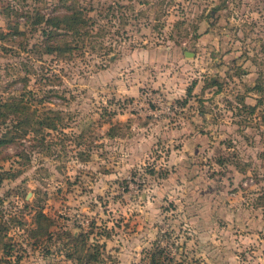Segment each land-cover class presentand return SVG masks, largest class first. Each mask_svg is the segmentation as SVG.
Returning a JSON list of instances; mask_svg holds the SVG:
<instances>
[{
	"label": "rangeland",
	"instance_id": "rangeland-1",
	"mask_svg": "<svg viewBox=\"0 0 264 264\" xmlns=\"http://www.w3.org/2000/svg\"><path fill=\"white\" fill-rule=\"evenodd\" d=\"M75 3L90 35L66 55L32 47L39 25L22 17L25 36L0 35V96L27 78L61 116L0 148L13 174L0 264H145L155 247L184 264H264V0H0V31ZM37 211L52 224L38 240ZM71 236L97 260L78 261Z\"/></svg>",
	"mask_w": 264,
	"mask_h": 264
},
{
	"label": "trees",
	"instance_id": "trees-1",
	"mask_svg": "<svg viewBox=\"0 0 264 264\" xmlns=\"http://www.w3.org/2000/svg\"><path fill=\"white\" fill-rule=\"evenodd\" d=\"M17 13V11H15ZM20 14V15H18ZM17 20L7 24L8 31H0V35L8 37L11 41H18L17 38L26 35V31L19 28V17L24 18L23 23L28 25H39L38 31L40 38L32 44L38 52L46 55L55 54L58 56L66 55L72 49L77 48L90 35V21L84 7L75 3L66 8L64 13H43L36 11L33 15L26 11L24 14L18 13ZM36 30V29H32ZM72 43L77 44L72 46ZM23 82L22 90L17 93L0 96V148L3 145L13 144L18 138L29 135L34 138L43 139L47 130H59L61 116L58 111L44 108L42 98H39L33 90H28L27 78H20ZM188 89L187 94L190 95ZM20 155V154H19ZM13 174L9 170L0 171V184L4 178ZM35 227L30 231L33 238L38 240L40 237L50 234L51 219L41 211H37L34 216ZM8 226L0 219V250L10 255L11 244L7 240ZM84 235V234H83ZM86 236V235H84ZM73 240V253H78V261L93 262L97 260V246L88 244L85 241L79 245L78 236H71ZM85 252V253H84ZM73 255V254H72ZM145 264H184L182 262L166 259L164 251L155 247L148 251Z\"/></svg>",
	"mask_w": 264,
	"mask_h": 264
}]
</instances>
